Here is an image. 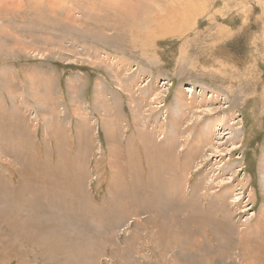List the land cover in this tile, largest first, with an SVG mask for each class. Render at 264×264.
<instances>
[{
    "label": "rangeland",
    "instance_id": "rangeland-1",
    "mask_svg": "<svg viewBox=\"0 0 264 264\" xmlns=\"http://www.w3.org/2000/svg\"><path fill=\"white\" fill-rule=\"evenodd\" d=\"M171 108L176 150L147 148L164 144L151 127L168 134ZM22 121L19 147L8 130ZM211 124L222 152L200 147L176 196L168 157L184 172ZM1 131L0 264H264V0H0ZM215 164L223 187L242 185L236 209L196 195Z\"/></svg>",
    "mask_w": 264,
    "mask_h": 264
},
{
    "label": "bare ground",
    "instance_id": "bare-ground-1",
    "mask_svg": "<svg viewBox=\"0 0 264 264\" xmlns=\"http://www.w3.org/2000/svg\"><path fill=\"white\" fill-rule=\"evenodd\" d=\"M188 91H190L189 93H190V95H188V96H190L191 97V95H192V93H193V91L192 90H188ZM188 93V94H189ZM177 95V94H176ZM183 97V96H182ZM185 97V96H184ZM200 97V96H199ZM187 99V98H186ZM200 99V98H199ZM196 100V99H195ZM183 101V100H182ZM182 101H180V103L182 102ZM193 103H195V102H193ZM201 102H200V100H199V104H200ZM182 104V103H181ZM189 104V103H188ZM192 104V103H191ZM196 104V103H195ZM185 105V104H184ZM198 106V105H197ZM203 106V105H202ZM186 107H188V106H186ZM201 107V106H200ZM194 108H196V107H194ZM203 108V107H202ZM29 109V108H28ZM47 109H49L48 111H49V113H48V115L50 116V114L53 116L54 114H53V112H51V109H50V107H47V108H45L44 109V112H46L47 111ZM172 109V108H171ZM180 109V108H179ZM186 109V108H185ZM176 110V109H175ZM199 110V109H198ZM182 111V110H181ZM180 111V112H181ZM41 112V111H40ZM178 113H179V111L178 112H176V111H174L173 109L171 110V117H173L174 119H171L170 118V124H172V126H171V130H169V133L168 134H166L165 133V131H164V126H160V125H158V126H155V127H151V128H153L154 129V131H159V129H160V127H161V132H160V137L162 138V139H164V144H161V145H159V143H158V141L156 140L155 141V137L153 136V135H155V133L154 132H151L152 130H151V128L149 129V130H151V131H148L146 134H147V136H149L150 138H153L154 137V139H149V138H145V137H147V136H145L146 134H144V133H142V131H140L139 133H142L141 134V140H140V142L143 140V141H145V139H146V141L143 143V142H141V144L143 143V145L144 146H146L147 147V145H149V148H154L155 150H159V151H162V150H171V149H173V150H176L175 149V145H177L178 146V142H179V140H178V138H177V136L179 135V130H180V128H181V118L179 117V116H183L182 114H180L179 116H178ZM22 116V115H21ZM38 116V115H37ZM37 116H34V118L35 119H33V120H36V118H37ZM41 117H42V121H43V124L46 126L47 125V129H48V131L50 132L51 131V136L53 137L54 136V138H56V141L55 142H57V140L59 139V135H60V132L58 133V134H56V135H54L53 134V132H54V130H53V128L55 129V127H56V129L57 130H59V124H58V126L56 125L57 123H55V116H54V119H52V118H50V117H48L49 119H51V123H49L48 124V122H47V118H45V115H43V113L41 112ZM44 117V118H43ZM142 117V116H141ZM57 118V117H56ZM15 119V118H14ZM32 119V118H31ZM183 119V118H182ZM30 120V119H29ZM57 120V119H56ZM214 121V120H213ZM35 122H37V121H35ZM27 121H22L21 122V126H22V129L21 128H19V124H18V127L15 129V128H10L9 130H8V134H9V137L11 138V136L12 135H15V134H17L18 133V131H19V138H18V140L16 141V143L17 144H14L15 146L17 145V146H19L20 147V143H18L19 141H22L21 140V138H22V136H26L27 137V135H23L22 134V130H24V129H28L27 128ZM210 124V123H209ZM217 124H218V122H217ZM183 125V124H182ZM212 125V124H211ZM213 127L212 128H209L208 129V133H206L207 135L204 137V134L203 135H201L200 137H198L195 141H194V143L192 142V144H191V148H189L186 152V157H185V159H183L182 161H183V166L185 167V169H183V170H185L184 172H182L181 173V170H180V168H181V164H177V162H179V160H180V158L178 157V155H176L175 153L173 154V157L172 158H169L168 157V159L170 160V159H173L174 160V157L177 159L176 161L174 160L173 161V166H172V164L170 163V165H168L169 167L168 168H166L167 170H168V173H169V176H171L173 179H174V182H175V184H174V186L172 187L173 188V190L174 191H171V192H174V194L177 196V194H179L180 193V195H182V193H183V189L184 188H182V186L184 185V183L187 181L185 178H186V176H187V173L189 172V169L191 168L192 169V165L190 166V168H188V166L192 163V159L194 158L193 157V155L194 154H198V152L200 151V150H198L200 147L201 148H207V147H210V153L212 154H218V153H221L222 151L220 150H218L216 147H214L212 144H211V142H212V136L214 135V134H216L217 133V130H218V127H215V125H212ZM35 127V126H34ZM211 127V126H210ZM108 128V127H107ZM113 129H114V126L112 127ZM115 128H116V126H115ZM158 128V129H157ZM21 129V130H20ZM111 129V128H110ZM157 129V130H156ZM16 130V133H14V131ZM30 130V129H29ZM115 130H117V129H115ZM33 130H31V132H32ZM2 132V131H1ZM84 132V131H83ZM110 132V131H109ZM150 132V133H149ZM118 133V132H117ZM32 134H33V132H32ZM116 134V133H115ZM157 134V133H156ZM222 134V133H221ZM197 135V134H196ZM0 136H1V138H3V139H5L6 138V136H5V134L2 132V133H0ZM17 136H18V134H17ZM17 136H15V137H17ZM29 136H31L30 134H29ZM159 136V135H158ZM220 136V135H219ZM113 137H115L114 135H113ZM112 137V138H113ZM14 137H12L11 139H13ZM30 138V137H29ZM84 138H85V133H83L82 135H80V136H78L77 137V140H78V142H82L83 140H84ZM20 139V140H19ZM111 139V138H110ZM115 140V139H114ZM119 140V139H118ZM108 141H109V139H108ZM24 142V141H23ZM117 142V141H116ZM218 142V141H217ZM26 143V142H25ZM112 143V142H111ZM24 144V143H23ZM113 144V143H112ZM111 144V145H112ZM89 145V144H88ZM110 145V146H111ZM114 146H116L115 144H113ZM112 145V146H113ZM180 146V145H179ZM216 146V145H215ZM118 147V146H117ZM117 147H116V149H117ZM148 148V147H147ZM146 149V148H145ZM203 150V149H202ZM218 150V151H217ZM113 152L114 151V149L112 150H110V152ZM127 151V150H126ZM3 152H5V150L3 151ZM34 152V151H33ZM111 152V153H112ZM167 152V151H166ZM202 152H204V151H202ZM116 153V152H115ZM115 153H112L113 155L115 154ZM159 153V152H158ZM200 153V152H199ZM167 154H168V152H167ZM203 154V153H202ZM29 155V154H28ZM116 155V156H115ZM114 155V158H111L110 159V166L112 167V168H114V174H112L113 175V183H111V186H110V189L109 190H111L112 191V193H114V189H115V187H116V182H117V178H119V175L120 174H118V167H117V162H116V158H117V154H115ZM164 155H165V152H164ZM163 155V156H164ZM166 156H168V155H166ZM166 156H165V158H166ZM195 156V155H194ZM205 156H207V155H204V159H205ZM112 157V156H111ZM128 157V156H127ZM47 159V158H46ZM128 159H129V157H128ZM194 159H196V158H194ZM61 160V159H60ZM261 160H263L262 161V164H261V171H262V174L264 175V157L261 159ZM76 161H77V163H78V165H82L83 166V162L80 160V159H76ZM137 161V160H136ZM75 162V161H74ZM147 163H148V165H149V167H147V169L148 168H151V170H152V173H155V170L156 169H158V168H154V163H153V160L152 159H149V158H147V161H146ZM166 162H170V161H166ZM193 162H194V160H193ZM220 162V159H219V161H218V163ZM52 163V162H51ZM147 163H146V165H147ZM157 163V162H156ZM109 164V163H108ZM133 164V163H132ZM135 164H136V162H135ZM140 164V163H139ZM158 165V164H157ZM35 165L33 164V167H34ZM109 166V165H108ZM133 166V165H132ZM167 165H165V167H166ZM218 165L217 164H215V165H212V166H210V168H207L208 170H210L211 171V174H212V176H210L209 178H207V176L205 175V177L203 178V176H201V177H199L198 179H197V182L196 183H194V185L195 184H198L199 185V189H198V191L196 192V195L198 196V197H200V192H203V197L205 198V197H209V195H207V194H205L204 192L205 191H202L201 189H200V187L201 186H203V185H205V189H206V193L209 191V190H212V192H210V193H212V194H216V196H217V199H222L223 201H226L227 200V202H228V205H229V203H231L232 202V205H233V208H237L239 205H237V203H236V201L238 200V198H240L241 197V194H242V190H243V188H242V185L240 186V183L236 186L235 185V183L233 184V185H228V186H224L223 187V185L224 184H226V183H229L228 181V179L226 180L225 179V177H224V175H225V172H226V170L227 169H225V172L224 171H222V168H221V171L220 172H218L217 174H219V176H215V178H214V174L216 175V173H212V171L213 170H211V168H213L214 169V167H217ZM129 167H130V165H129ZM45 168V167H44ZM132 168V167H131ZM162 168V167H161ZM57 169H58V167H57ZM174 169V170H173ZM72 170V169H71ZM150 170V171H151ZM182 170V171H183ZM218 170V168L216 169V171ZM111 171V170H110ZM157 171V170H156ZM215 171V170H214ZM215 171V172H216ZM72 172V171H71ZM80 172L82 173L81 175L83 176V174L85 173V171H83V169H81L80 170ZM148 172H149V170H148ZM162 171H160V174L161 175H159V176H162V173H164V172H162ZM132 173H133V177L134 178H136V173H138V169L137 170H135V166L132 168ZM151 173V172H150ZM174 173H176V174H174ZM47 175V174H46ZM81 175H80V177H79V180H80V178H82L81 177ZM158 175L156 176V175H151V176H148L149 177V181H148V184H149V182H150V184L153 186V184H152V182H153V180L152 179H150V177H152V178H156V177H158ZM74 176H76V175H74ZM168 176V177H169ZM139 177V176H138ZM164 179H166L165 181H164V183L165 182H167V184H169V182L170 183H172L173 181H171V179L169 178V179H167V177H165L164 176V174H163V176H162ZM188 177V176H187ZM75 178H78V176L77 177H75ZM85 178V177H84ZM147 178V177H146ZM161 178V177H160ZM160 178H157V179H160ZM183 180V182L184 183H182L181 181V179ZM112 179V178H111ZM138 179V178H137ZM179 179H180V181H179ZM230 179V178H229ZM79 180H76L77 182H80ZM83 180V179H82ZM134 181H136L135 179H134ZM160 181H162V179H160ZM159 181V184H161V182ZM145 182V181H144ZM147 182V181H146ZM163 183V182H162ZM163 183V184H164ZM263 183H264V178H263ZM159 184H157V185H159ZM162 184V186L163 187H166L167 188V186H169V185H167L166 186V184L165 185H163ZM79 185H80V183H79ZM145 185H146V183H145ZM172 185V184H171ZM197 185V186H198ZM82 186H83V184H82ZM160 186V188L162 187L161 185H159ZM193 186V185H192ZM155 187V186H154ZM162 187V188H163ZM168 188H170V186L168 187ZM171 188V189H172ZM234 188V189H233ZM132 189V188H131ZM140 189V188H139ZM144 189V188H143ZM164 189V188H163ZM196 188H195V186H194V190H195ZM218 189V190H217ZM12 190V189H11ZM135 190H137L138 191V189L136 188ZM157 190H159V189H157ZM166 190H168V189H166ZM189 190H191V189H189ZM19 191H20V189H19ZM145 190H143V192H144ZM155 191V190H154ZM14 192V191H13ZM132 192V191H131ZM135 193V192H134ZM150 193L152 194V192L150 191ZM167 193V192H166ZM170 194V193H169ZM169 194H167V195H169ZM173 193H171V195H172ZM195 194V193H194ZM253 194V193H252ZM252 194H250L249 193V196L251 197L252 196ZM15 195H16V190H15ZM159 195H161V194H159ZM12 196H13V194H12ZM17 196V195H16ZM145 196H147V195H145ZM152 196V195H151ZM151 196H150V198H151ZM176 196H174V197H176ZM187 197H188V199H189V201L191 202V203H193V190L191 191V193H187V195H186ZM6 197V196H5ZM160 197V196H159ZM159 197H158V199H159ZM169 197V196H168ZM167 197V198H168ZM115 198V197H114ZM149 198V197H148ZM147 198V199H148ZM155 198V197H154ZM144 199H145V197H144ZM152 199V198H151ZM178 199V198H177ZM177 199H176V201L175 202H177ZM225 199V200H224ZM116 200V199H115ZM155 200V199H154ZM157 200V199H156ZM173 200V199H172ZM194 200H195V198H194ZM203 200V199H202ZM119 201V200H118ZM133 201V200H132ZM131 201V202H132ZM240 201V200H239ZM153 202V201H152ZM151 202V203H152ZM157 202H158V200H157ZM201 202V201H200ZM226 202V203H227ZM150 203V202H149ZM162 203V202H161ZM174 203V202H173ZM245 203V202H244ZM164 204V202L162 203V204H160V206L161 205H163ZM167 204V203H166ZM165 204V205H166ZM165 205H163L164 207H165ZM178 205V204H177ZM168 206H170V205H168ZM172 206V205H171ZM186 206V205H185ZM237 206V207H236ZM148 207H151V206H148ZM245 207V206H244ZM152 208H153V206H152ZM179 208V207H178ZM177 208V209H178ZM147 209V208H146ZM162 209V208H161ZM180 209V208H179ZM202 209V208H201ZM176 210V209H175ZM263 211H261V214H260V216H262L263 217V215H264V209H262ZM155 211V210H154ZM3 212V211H2ZM153 212V211H152ZM205 212V211H204ZM220 212V211H219ZM224 212V211H223ZM148 213V212H147ZM180 213V212H179ZM206 213V212H205ZM213 213V212H212ZM99 214V213H98ZM178 214V213H177ZM181 214V213H180ZM118 215V214H117ZM122 215V214H121ZM202 215H203V213H202ZM150 216V215H149ZM224 216V215H223ZM253 216V215H252ZM251 216V217H252ZM250 217V218H251ZM225 218V217H224ZM147 220H149V219H147ZM5 221V220H4ZM147 222L148 221H146L145 222V224H147ZM144 224V225H145ZM150 224V223H149ZM9 226V225H8ZM7 226V227H8ZM153 226V225H152ZM15 227V224L14 223H10V228L9 229H11V230H13L12 228H14ZM178 227V226H177ZM88 229V228H87ZM147 229V228H146ZM153 230V229H152ZM204 230V229H203ZM10 231V230H9ZM154 231V230H153ZM156 231H158V230H156ZM11 232V231H10ZM9 232V233H10ZM151 232V231H150ZM134 233V232H133ZM157 233V232H156ZM136 234V233H135ZM2 236V235H1ZM58 236V235H57ZM148 236V235H147ZM161 236V235H160ZM4 237V236H3ZM59 237V236H58ZM152 237V236H151ZM157 241V240H156ZM158 252V251H157ZM250 258V257H249ZM86 260V259H85ZM88 260V259H87ZM84 264V263H83Z\"/></svg>",
    "mask_w": 264,
    "mask_h": 264
},
{
    "label": "crops",
    "instance_id": "crops-1",
    "mask_svg": "<svg viewBox=\"0 0 264 264\" xmlns=\"http://www.w3.org/2000/svg\"><path fill=\"white\" fill-rule=\"evenodd\" d=\"M174 160H172V162H173ZM138 168H137V166H135V170H137ZM111 178L113 179V177H110V184H109V189H110V186H111ZM111 191V190H110ZM112 192V191H111Z\"/></svg>",
    "mask_w": 264,
    "mask_h": 264
}]
</instances>
